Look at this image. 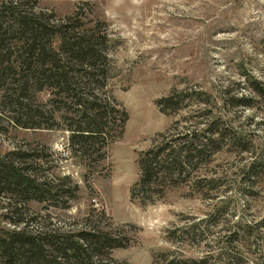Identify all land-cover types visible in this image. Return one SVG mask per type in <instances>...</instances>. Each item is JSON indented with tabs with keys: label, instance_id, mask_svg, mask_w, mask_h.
<instances>
[{
	"label": "rangeland",
	"instance_id": "374dc122",
	"mask_svg": "<svg viewBox=\"0 0 264 264\" xmlns=\"http://www.w3.org/2000/svg\"><path fill=\"white\" fill-rule=\"evenodd\" d=\"M35 2L55 17L77 10L87 23L103 22L109 70L102 95L127 119L95 161V153L68 147V119L22 127L0 102V155L19 150L15 162L38 178L68 175L77 184L64 207L0 193V229L121 231L130 241L109 255L126 264H158L164 250L209 255L204 264H264V96L253 89L264 92V0ZM165 96L171 103L162 111L156 100ZM186 129L196 137L212 132L184 180L152 202L130 199L138 152Z\"/></svg>",
	"mask_w": 264,
	"mask_h": 264
},
{
	"label": "trees",
	"instance_id": "16d2710c",
	"mask_svg": "<svg viewBox=\"0 0 264 264\" xmlns=\"http://www.w3.org/2000/svg\"><path fill=\"white\" fill-rule=\"evenodd\" d=\"M35 6V0L0 1V102L12 123L22 127H51L58 123L57 116L68 119L64 122L68 147L87 157L95 153L92 159L101 160L105 156L102 147L121 134L127 119L122 106L102 95L109 70V36L103 22L87 23L77 10L55 17L52 11ZM253 87L264 96L262 86ZM40 91L48 94L45 102L37 99ZM156 103L165 111L171 98L165 96ZM109 128H113L111 133ZM211 132L200 134L201 139L194 130H176L173 136L154 140L139 151L129 198L152 202L165 187L183 181L181 173L203 153ZM21 155L19 150L0 155V193L21 202L47 200L66 206L75 196L76 182L68 175L56 182L38 178L15 162ZM174 232H169L173 240L178 237ZM129 241L124 232L96 226L36 232L1 228L0 264H126L112 258L109 249L124 247ZM158 255V264H204L209 256H180L169 250ZM230 263V259L224 262Z\"/></svg>",
	"mask_w": 264,
	"mask_h": 264
}]
</instances>
